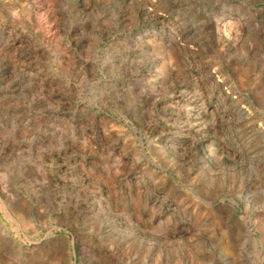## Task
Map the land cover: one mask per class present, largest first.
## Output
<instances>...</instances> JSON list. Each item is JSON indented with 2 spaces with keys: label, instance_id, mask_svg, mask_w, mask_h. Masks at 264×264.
Segmentation results:
<instances>
[{
  "label": "rangeland",
  "instance_id": "1",
  "mask_svg": "<svg viewBox=\"0 0 264 264\" xmlns=\"http://www.w3.org/2000/svg\"><path fill=\"white\" fill-rule=\"evenodd\" d=\"M0 264H264V0H0Z\"/></svg>",
  "mask_w": 264,
  "mask_h": 264
}]
</instances>
